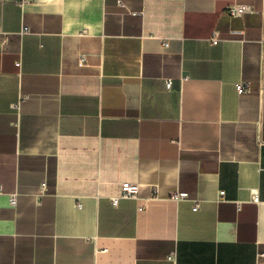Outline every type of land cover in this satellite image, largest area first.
<instances>
[{
    "label": "crops",
    "instance_id": "crops-1",
    "mask_svg": "<svg viewBox=\"0 0 264 264\" xmlns=\"http://www.w3.org/2000/svg\"><path fill=\"white\" fill-rule=\"evenodd\" d=\"M0 264H264V0H0Z\"/></svg>",
    "mask_w": 264,
    "mask_h": 264
},
{
    "label": "built area",
    "instance_id": "built-area-1",
    "mask_svg": "<svg viewBox=\"0 0 264 264\" xmlns=\"http://www.w3.org/2000/svg\"><path fill=\"white\" fill-rule=\"evenodd\" d=\"M119 3L122 4V0H119ZM253 11H254V9L252 6L245 5V4H237V3L233 4L228 9V13L232 17H242L245 14L251 13ZM22 33L23 34L30 33L29 27H27V26L23 27ZM212 43L213 44L218 43L217 37L213 38ZM166 85H167V88L170 89L172 87V81H170V80L167 81ZM245 90H246L245 85H243V84L237 85V91L240 94L243 93ZM140 190H141L140 184L125 182L122 184L121 194L117 197H112L111 202H112L113 206L117 207L122 199H134V200L139 201L140 200ZM224 195H225V192H221V196H224ZM174 198L177 201L186 200V199H188V194L187 193H176L174 195ZM254 201L256 203L259 202V197L257 195L254 197ZM78 207L81 208V204H78ZM143 208H144V206H141V205L139 206V210H142ZM193 210L194 211L199 210V204L198 203H196L194 205Z\"/></svg>",
    "mask_w": 264,
    "mask_h": 264
}]
</instances>
